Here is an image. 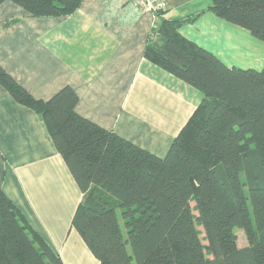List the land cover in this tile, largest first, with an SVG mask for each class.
<instances>
[{
  "label": "trees",
  "instance_id": "16d2710c",
  "mask_svg": "<svg viewBox=\"0 0 264 264\" xmlns=\"http://www.w3.org/2000/svg\"><path fill=\"white\" fill-rule=\"evenodd\" d=\"M12 1L32 16L83 2ZM167 8L145 57L205 97L164 157L79 114L71 86L38 99L1 65L0 83L45 120L84 194L72 225L100 264H264V66H228L180 32L196 16L170 19ZM209 10L264 41V0H213ZM0 264H64L1 188Z\"/></svg>",
  "mask_w": 264,
  "mask_h": 264
},
{
  "label": "crops",
  "instance_id": "0c3cea01",
  "mask_svg": "<svg viewBox=\"0 0 264 264\" xmlns=\"http://www.w3.org/2000/svg\"><path fill=\"white\" fill-rule=\"evenodd\" d=\"M166 1L168 18L196 16L180 32L228 66H264V42L209 10L213 0ZM156 20L133 0H83L66 16H32L5 0L0 65L38 99L71 86L79 114L164 157L205 95L145 57ZM0 188L64 264H100L72 225L84 194L45 120L1 83Z\"/></svg>",
  "mask_w": 264,
  "mask_h": 264
},
{
  "label": "built area",
  "instance_id": "2783aa9c",
  "mask_svg": "<svg viewBox=\"0 0 264 264\" xmlns=\"http://www.w3.org/2000/svg\"><path fill=\"white\" fill-rule=\"evenodd\" d=\"M144 12L154 15L155 19L158 18L157 12L161 9L167 8L166 0H133Z\"/></svg>",
  "mask_w": 264,
  "mask_h": 264
},
{
  "label": "rangeland",
  "instance_id": "374dc122",
  "mask_svg": "<svg viewBox=\"0 0 264 264\" xmlns=\"http://www.w3.org/2000/svg\"><path fill=\"white\" fill-rule=\"evenodd\" d=\"M255 37V36H254ZM256 38V37H255ZM256 40L259 42L261 40H259L258 38H256ZM261 42H264V41H261ZM240 65V66H238ZM238 65H232V66H238V67H243V68H249V65H246L244 63H239ZM246 65V66H245ZM194 203V202H193ZM197 212V211H195ZM123 224V223H122ZM124 226V224H123ZM199 229L201 230V236L203 237L205 235V232H204V228L202 225H199ZM235 231L236 233L238 234L239 236V239H238V243H239V246H245L248 244V240H247V237H246V234H245V231L244 229L240 228V227H236L235 228ZM206 242V240H204Z\"/></svg>",
  "mask_w": 264,
  "mask_h": 264
}]
</instances>
